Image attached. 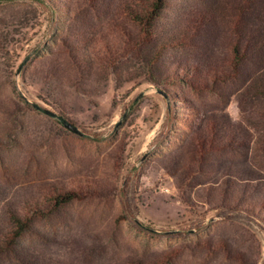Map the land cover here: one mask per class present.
<instances>
[{
  "label": "rangeland",
  "instance_id": "1",
  "mask_svg": "<svg viewBox=\"0 0 264 264\" xmlns=\"http://www.w3.org/2000/svg\"><path fill=\"white\" fill-rule=\"evenodd\" d=\"M0 1V112L25 103L32 108L21 116V130L0 116V127L15 136L0 150L1 183L28 198L45 183L116 186L106 196L75 202L56 224L39 223L56 237L55 246L44 247L54 264H100L91 250L103 245L101 264L125 257L127 245L138 257L167 256L166 264H264V210L252 208L264 198V156L237 133L244 115L234 95L238 85L225 86L223 95L186 84L162 93L149 84L120 89L99 75L86 87L89 93L65 79L59 86L52 63L66 78L76 76L67 19L52 22L31 0ZM220 45L200 40L180 56L201 60ZM22 94L65 115L89 137L59 125ZM133 130L139 133L122 153Z\"/></svg>",
  "mask_w": 264,
  "mask_h": 264
},
{
  "label": "trees",
  "instance_id": "2",
  "mask_svg": "<svg viewBox=\"0 0 264 264\" xmlns=\"http://www.w3.org/2000/svg\"><path fill=\"white\" fill-rule=\"evenodd\" d=\"M31 1L47 9L52 22L60 15L67 19L64 25L73 39L68 50L76 76L66 78L58 63H52V78L59 86L65 79L76 91L89 93L86 87L99 75L100 81L113 79L120 89L149 84L162 93L167 87L186 84L196 92L223 95L225 86L238 85L234 95L244 115L237 133L264 156V0H196L187 7L173 0ZM200 40L222 44L220 51L197 61L180 56L182 50H194ZM30 109L26 103L9 106L0 116L6 115L8 124L21 130L25 127L21 116ZM216 127L215 134L223 125ZM138 133L131 131L120 146L122 153ZM9 140L15 141V136L0 127L1 151L7 150ZM111 189L98 181L54 182L45 183L36 197L28 198L0 181V264H54L44 247L55 246L56 237L43 232L39 223L56 224L75 202L106 196ZM252 208L264 210V198L254 201ZM96 247L91 253L101 264L106 247ZM125 247V257L109 264H166L169 260L167 256L138 257Z\"/></svg>",
  "mask_w": 264,
  "mask_h": 264
},
{
  "label": "water",
  "instance_id": "3",
  "mask_svg": "<svg viewBox=\"0 0 264 264\" xmlns=\"http://www.w3.org/2000/svg\"><path fill=\"white\" fill-rule=\"evenodd\" d=\"M25 62L21 65L20 69L18 70L17 74H16V77L19 76L23 66H24ZM24 100L34 106L35 109L39 110L41 113L47 115L48 117L58 121L62 126H64L66 129H68L70 132L78 135V136H81V137H84V138H87L89 137V135L84 132L80 127H78L77 125L73 124L72 122H70L68 119H66L64 116L62 115H59V114H56L52 111H49L39 105H37L35 102H33L32 100H30L27 96H25L24 94H22ZM146 156H144L145 158ZM144 158L141 160V162L144 160ZM140 162V163H141ZM147 230L151 231V232H154V233H157V234H172L174 232L172 231H160V230H156V229H152V228H148V227H145Z\"/></svg>",
  "mask_w": 264,
  "mask_h": 264
}]
</instances>
